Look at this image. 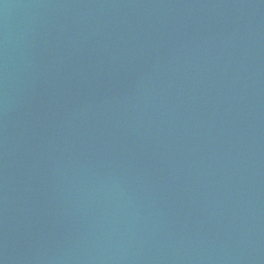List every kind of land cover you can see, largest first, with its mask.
Returning <instances> with one entry per match:
<instances>
[{"label":"water","instance_id":"obj_1","mask_svg":"<svg viewBox=\"0 0 264 264\" xmlns=\"http://www.w3.org/2000/svg\"><path fill=\"white\" fill-rule=\"evenodd\" d=\"M0 264H264V0H0Z\"/></svg>","mask_w":264,"mask_h":264}]
</instances>
